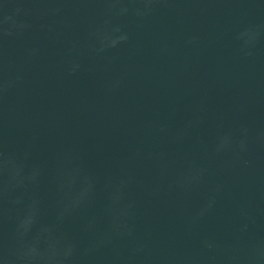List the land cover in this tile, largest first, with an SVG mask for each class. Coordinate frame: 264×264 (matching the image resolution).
<instances>
[{
	"label": "water",
	"instance_id": "1",
	"mask_svg": "<svg viewBox=\"0 0 264 264\" xmlns=\"http://www.w3.org/2000/svg\"><path fill=\"white\" fill-rule=\"evenodd\" d=\"M0 264H264V0H0Z\"/></svg>",
	"mask_w": 264,
	"mask_h": 264
}]
</instances>
